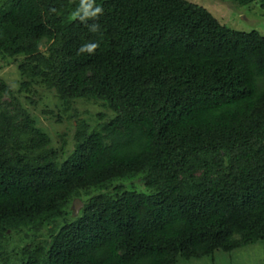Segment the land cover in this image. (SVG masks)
<instances>
[{
  "label": "trees",
  "instance_id": "1",
  "mask_svg": "<svg viewBox=\"0 0 264 264\" xmlns=\"http://www.w3.org/2000/svg\"><path fill=\"white\" fill-rule=\"evenodd\" d=\"M96 3L93 33L79 0H0V58L20 76L0 78V264H178L264 242V35L189 0ZM36 85L105 119L74 110L72 148L67 131L53 145L24 101ZM12 235L30 240L17 256Z\"/></svg>",
  "mask_w": 264,
  "mask_h": 264
},
{
  "label": "rangeland",
  "instance_id": "2",
  "mask_svg": "<svg viewBox=\"0 0 264 264\" xmlns=\"http://www.w3.org/2000/svg\"><path fill=\"white\" fill-rule=\"evenodd\" d=\"M206 7L222 24L240 31L257 30L264 35V9L259 2L255 4H239L236 0H189ZM0 78L15 89L18 86L20 76L15 64L0 58ZM30 96L35 103L25 101L26 106L36 118L38 124L45 129L52 138L53 145L61 142L60 134L64 131L69 133L67 137V147L72 148L71 135L75 130L74 118H68L75 110L78 117L86 120L91 127L98 125L105 118L99 116L106 112L100 104L90 101H75L68 112L63 111V105L54 96L53 92L41 87L33 86ZM136 181L134 180V183ZM119 182L109 185L112 190ZM129 184L130 181H126ZM72 207V206H71ZM25 236L12 235L8 239V248L12 256H17L19 249L29 243ZM178 264H264V242H256L238 248L231 252L222 250L215 251L213 258L202 259H181Z\"/></svg>",
  "mask_w": 264,
  "mask_h": 264
},
{
  "label": "clouds",
  "instance_id": "3",
  "mask_svg": "<svg viewBox=\"0 0 264 264\" xmlns=\"http://www.w3.org/2000/svg\"><path fill=\"white\" fill-rule=\"evenodd\" d=\"M55 12V9H51ZM104 9L102 6L96 3V0H79V5L71 13L72 19H78L81 23H84L91 32L96 33L100 31V25L93 22L88 24L89 20L97 21L101 15H103ZM97 42L85 43L80 46L78 53L87 52L88 54H94L95 50L98 47Z\"/></svg>",
  "mask_w": 264,
  "mask_h": 264
},
{
  "label": "water",
  "instance_id": "4",
  "mask_svg": "<svg viewBox=\"0 0 264 264\" xmlns=\"http://www.w3.org/2000/svg\"><path fill=\"white\" fill-rule=\"evenodd\" d=\"M83 205L82 201L79 198H75L72 202V208L74 209V213L77 214L79 208Z\"/></svg>",
  "mask_w": 264,
  "mask_h": 264
}]
</instances>
